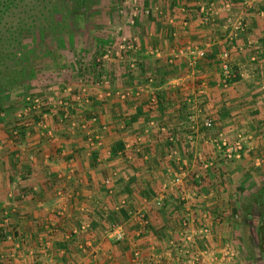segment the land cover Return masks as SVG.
<instances>
[{"label": "crops", "instance_id": "crops-1", "mask_svg": "<svg viewBox=\"0 0 264 264\" xmlns=\"http://www.w3.org/2000/svg\"><path fill=\"white\" fill-rule=\"evenodd\" d=\"M117 8L105 23L109 39H128L121 55L95 64L109 42L98 40L84 69L48 57L27 86L36 115L16 117L24 103L0 93V264H194L169 243L185 216L209 225L198 264H227L225 243L244 264L225 200L244 174L264 179L263 2L137 0L132 24ZM223 52L236 75L225 87ZM218 136L239 137L238 159L220 161ZM181 164L184 200L169 183Z\"/></svg>", "mask_w": 264, "mask_h": 264}, {"label": "rangeland", "instance_id": "rangeland-1", "mask_svg": "<svg viewBox=\"0 0 264 264\" xmlns=\"http://www.w3.org/2000/svg\"><path fill=\"white\" fill-rule=\"evenodd\" d=\"M120 2L124 4L123 0H3L4 4H0V93L11 91L25 105L26 97H34L27 88L31 75L52 68L51 61L49 66L45 65L48 57L61 59V52L65 54V61L68 59L69 64L75 63L77 70H81L83 59L88 62L94 54L90 48L93 41L109 40L105 21L112 11L116 12V7L120 8ZM18 68L21 73L16 75ZM250 176L249 181L243 175L242 185L247 188L244 193L229 191V199L225 201L231 214L226 220L235 233L233 239L244 264H263L264 195H255L251 186L264 187V179L261 182L255 173ZM258 224L261 238H257L255 226Z\"/></svg>", "mask_w": 264, "mask_h": 264}, {"label": "built area", "instance_id": "built-area-1", "mask_svg": "<svg viewBox=\"0 0 264 264\" xmlns=\"http://www.w3.org/2000/svg\"><path fill=\"white\" fill-rule=\"evenodd\" d=\"M263 2V9L260 12V15L264 17V0ZM123 3H126V6L124 7L121 2V6L128 9L127 6L130 7V10L126 11V14L129 15L130 20L128 23L132 24L133 22V17L136 13V10L134 7H136L137 0H123ZM120 6V7H121ZM121 10V8H118ZM201 13L204 14V17H206V9L204 7H200ZM144 12L147 13V10ZM120 14H122V11H120ZM127 15V17H128ZM242 30V25L240 22H237L234 24V33H237L238 31ZM128 39L126 38H118V41H115L114 38L113 40L110 38L109 42L107 43V48H105V52L103 55L100 57H95L94 58V63L97 64L102 60H105L109 55H114V56H119L121 55L122 52L126 51L131 47L129 45ZM185 51L190 54L192 59H195L197 57H202L204 55L202 49H190L188 47L185 48ZM219 62H220V68H221V79H220V84L225 87L228 85V80L233 78L234 74L230 70L228 63H227V53L223 52L221 53V56L219 57ZM88 72V71H86ZM103 82L102 84L105 83V77H102ZM25 105L22 107L21 111H18L16 114V117H21L26 114H35L36 115V110L40 108V104L42 103L41 100L38 97H26L25 98ZM57 104H63L61 102V99L57 101ZM64 105V104H63ZM40 123V122H38ZM204 126L209 125L208 119H204L203 121ZM188 139L191 138L190 135L187 136ZM168 141H172V136L167 137ZM214 147L219 150L220 157L226 159V160H231L233 158H239L240 155V150L242 149V142L240 141L239 137L235 138L232 142H228L227 139L224 136H218L217 139L212 140ZM184 164L186 165L185 161ZM211 162L207 161L205 162V165L208 166L210 165ZM188 172L186 168H184V165L181 164L180 167L174 172L171 173V177L169 179L170 185L176 190L178 193V198L180 200H184V192L182 191V186L184 185L185 178L187 176ZM154 204L156 206H160V199L156 198L154 200ZM186 212L189 211V208L186 207ZM139 217V223L141 226L145 227L147 224V220L145 219L143 213L138 214ZM182 217L179 221V238L176 241H170V247L175 251V253L181 255L182 257H187L190 259L194 264H198L201 262V258L206 254V249H205V242L207 239V233L209 231V225L199 223L198 225L196 224L195 226H192V222L194 223L195 220H192L191 223H189L188 217L186 218ZM114 240H121L122 239V234L117 232L113 235ZM198 243L202 246L197 248ZM134 258L138 256L137 252L133 253ZM223 261H225L227 264H236V259H235V252L233 249L230 247L229 243H225L223 245V253H222Z\"/></svg>", "mask_w": 264, "mask_h": 264}, {"label": "trees", "instance_id": "trees-1", "mask_svg": "<svg viewBox=\"0 0 264 264\" xmlns=\"http://www.w3.org/2000/svg\"><path fill=\"white\" fill-rule=\"evenodd\" d=\"M0 4L1 5H3L4 3H3V0L2 1H0ZM0 18H1V13H0ZM16 71H17V73H16V75H18V74H20L21 73V69H16ZM236 79V75L234 74V76H233V78H231V79H229L228 80V85L233 81V80H235ZM4 91V90H3ZM157 101V105H158V107L160 108V104L162 103V101H163V98H161L160 96H158V99L156 100ZM21 133V132H20ZM224 158L222 157H220V161L221 162H224V160H223ZM217 162L218 161H215L214 160V163H212V167L210 168V170L213 172H216L217 170H218V168H216V166H218L217 165ZM190 177H191V180L193 179V177H192V175H190ZM255 189V195H264V187H262V186H260L259 184L258 185H256V187L254 188ZM247 190V188H245V187H239V186H237V191L238 192H240V193H244L245 191ZM253 191V190H252ZM260 193V194H259ZM256 227V232H257V238H261L260 237V235H261V231H260V224H258V225H256L255 226ZM259 240V239H258ZM261 242V241H260ZM259 243V242H258ZM263 264H264V261H263Z\"/></svg>", "mask_w": 264, "mask_h": 264}]
</instances>
